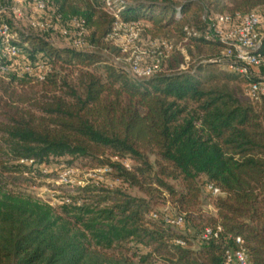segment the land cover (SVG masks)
<instances>
[{
    "label": "trees",
    "instance_id": "1",
    "mask_svg": "<svg viewBox=\"0 0 264 264\" xmlns=\"http://www.w3.org/2000/svg\"><path fill=\"white\" fill-rule=\"evenodd\" d=\"M46 1L45 10L37 9L41 20L83 19L93 49L56 46L51 31L31 25L16 29L22 56L0 54L11 67L0 73V264H226L225 250L240 245L248 264H264V98L254 101L243 88L264 79V67L259 77L232 70L222 56L227 44L206 37L203 12L189 20L198 13L190 0H137L124 4L121 19L141 22L154 39L172 31L186 50L175 49L153 76L133 77L107 39L114 17L106 0ZM255 5L264 9V0ZM259 16L258 30L264 12ZM193 48L215 54L193 64ZM63 158L108 171L58 205L20 188L41 164ZM210 183L222 193L213 196L215 215L206 216L201 194ZM164 191L194 234L168 224L164 214L153 218ZM206 227L213 234L203 239Z\"/></svg>",
    "mask_w": 264,
    "mask_h": 264
},
{
    "label": "built area",
    "instance_id": "2",
    "mask_svg": "<svg viewBox=\"0 0 264 264\" xmlns=\"http://www.w3.org/2000/svg\"><path fill=\"white\" fill-rule=\"evenodd\" d=\"M29 0H17L12 3L0 0V54L4 58H17L22 56L23 48L20 45L18 31L15 29L16 20L21 19L19 5L28 3ZM127 0H106L105 9L114 17V23L111 32L107 36L108 41L119 49L120 56L115 58L118 62L124 58L127 62V69L133 77L143 78L151 77L159 72L164 61L170 56L172 45L161 38L153 39V49L149 52L134 50L132 44L137 42L142 32L141 22H125L121 19L120 11L123 9ZM35 7L39 10L47 8L46 0H34ZM58 20L62 18L61 14H56ZM12 19V23H11ZM202 20L207 24L205 35L207 38L217 39L226 43L222 56L232 63L231 69L241 74H253L256 68L264 67V54L260 52L263 35L260 34L258 27L261 25V17L255 11L246 14L215 13L211 14L208 10L203 11ZM30 25L42 29L45 32L51 31L59 33L68 39L70 48L79 50H91L93 46L89 44L86 36L89 30L85 26V21L76 17H70L66 23H58L52 19L32 20ZM188 34L199 36V31L185 27ZM53 43V42H52ZM54 44V43H53ZM150 61L145 63L146 56ZM10 65L0 63V73L10 70ZM41 69H45L43 65ZM23 70L31 72L29 64H25ZM44 79V74L39 75V80ZM246 94L254 101L264 98V79L253 81L247 85ZM126 166L129 162L124 160ZM108 171L107 168H104ZM212 195L217 196L222 193L221 189L210 183L207 186ZM153 217H157L154 213ZM164 219L168 224L175 227H183L184 217L180 214H164ZM218 229H221L218 226ZM213 234L212 227H206L202 238L207 239ZM183 244L182 241H178ZM236 242L242 244L240 237ZM226 264H248V257L243 246L237 248H228L225 250Z\"/></svg>",
    "mask_w": 264,
    "mask_h": 264
},
{
    "label": "rangeland",
    "instance_id": "3",
    "mask_svg": "<svg viewBox=\"0 0 264 264\" xmlns=\"http://www.w3.org/2000/svg\"><path fill=\"white\" fill-rule=\"evenodd\" d=\"M17 1V0H13ZM128 2L134 3L137 0H127ZM176 6L180 5L184 0H171ZM193 3L194 8L196 9V12H191L189 14V20H195L203 11L210 10L214 13L220 12L222 10L223 12H233L235 10L240 11H247L249 9H252L256 13H259L260 15L263 14L264 9L263 7H259V5L253 6L251 8L252 4H256L259 0H218V4L214 2L215 0H190ZM212 3H210V2ZM19 9L21 11V19L16 20L15 22V29L17 30H32L30 22L32 20H40L41 19V11H38L35 7V4L33 2L31 3H21L19 5ZM262 26L259 30L260 34H264V18ZM36 31L37 30H33ZM143 32V31H142ZM140 33L139 38L137 42L132 44V47H134V50H142V51H151L153 49V36L151 34H148L147 32ZM174 32L167 31L165 33H162L161 37L163 40H166L167 42L172 45V50L170 53V56L174 53L175 49H183L186 50L185 43L179 42L178 38L173 35ZM168 38V39H167ZM49 40L54 43V45L59 47H68L71 46L68 39L64 38L57 32H53L49 34ZM215 54L214 51L208 50L207 48H193V57L190 56L191 62L193 64L198 63H206L209 62L210 58ZM145 63H148L151 59L148 55H145ZM121 65L127 67V62L124 58H121L120 61H118ZM167 67V64L166 66ZM216 69L220 70H227V67L224 65H216ZM181 69H187V65L183 64L181 66ZM204 75L206 76L207 73L204 71ZM254 76H263L261 73V68H256L253 70ZM244 92L246 93L247 85L243 86ZM67 160H70V158H63L57 161H54L50 164H41L39 166L40 172L34 175L32 180H29L26 183H23L22 185H19L20 188L24 191H26L29 194H32L36 198H39L45 202H48L52 205H58L64 201H67L69 199V196H75L79 193V188L82 186H85L88 183L94 182V180H97L99 175L103 172H106L104 169H100L99 167L94 168L93 166H90L89 162H86V160H76L72 164L68 163ZM201 180H204L202 177ZM112 181L110 180V177L106 179L105 183L110 184ZM168 182L173 185L177 190L182 191L183 185L182 182L179 179H168ZM116 184H119L117 182ZM126 188V186H123ZM126 190L137 196H145L144 193L139 191L137 188H126ZM213 196L211 195L208 189L202 188V202H203V213L206 216H213L215 215L216 211L212 205ZM158 202L155 206V209L153 212H156V214H175L177 212L175 208V204L172 201L171 196L167 193V191L161 192V195H158ZM155 218V217H153ZM157 218V217H156ZM178 230V229H177ZM183 231L184 233L194 234V226L192 221H187V224L183 229L179 230Z\"/></svg>",
    "mask_w": 264,
    "mask_h": 264
}]
</instances>
